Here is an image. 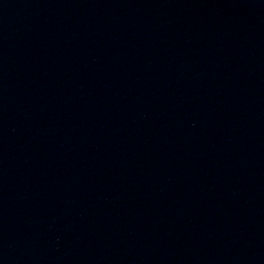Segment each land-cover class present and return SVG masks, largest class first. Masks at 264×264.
<instances>
[{
  "label": "water",
  "instance_id": "obj_1",
  "mask_svg": "<svg viewBox=\"0 0 264 264\" xmlns=\"http://www.w3.org/2000/svg\"><path fill=\"white\" fill-rule=\"evenodd\" d=\"M0 264H264V0H0Z\"/></svg>",
  "mask_w": 264,
  "mask_h": 264
}]
</instances>
